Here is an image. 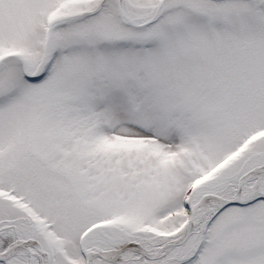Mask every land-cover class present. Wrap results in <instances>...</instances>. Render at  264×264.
Segmentation results:
<instances>
[{"label": "snow or ice", "instance_id": "1", "mask_svg": "<svg viewBox=\"0 0 264 264\" xmlns=\"http://www.w3.org/2000/svg\"><path fill=\"white\" fill-rule=\"evenodd\" d=\"M0 264H264V0H0Z\"/></svg>", "mask_w": 264, "mask_h": 264}]
</instances>
